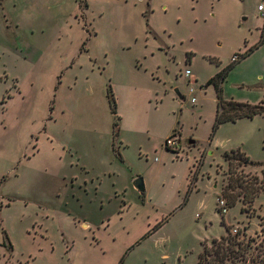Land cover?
Listing matches in <instances>:
<instances>
[{
  "label": "rangeland",
  "instance_id": "374dc122",
  "mask_svg": "<svg viewBox=\"0 0 264 264\" xmlns=\"http://www.w3.org/2000/svg\"><path fill=\"white\" fill-rule=\"evenodd\" d=\"M262 3L0 0V264H264Z\"/></svg>",
  "mask_w": 264,
  "mask_h": 264
},
{
  "label": "trees",
  "instance_id": "16d2710c",
  "mask_svg": "<svg viewBox=\"0 0 264 264\" xmlns=\"http://www.w3.org/2000/svg\"><path fill=\"white\" fill-rule=\"evenodd\" d=\"M241 58L242 57H237L236 60H234V64L237 63ZM229 70H225L217 74L207 83V86L213 85L218 93V109L216 121L217 127L223 122H235L242 118H253L254 116L264 112V108L260 106L238 104L233 101L226 102L223 100L221 85L225 81ZM111 98L114 99L113 95L111 96ZM166 147L169 151L177 153L174 150L170 149L168 146ZM223 158L229 164L232 163V158H235L237 160H244L246 163L248 162L249 164L251 163L249 158L240 149L233 150L231 152H226ZM250 249V245L243 246L239 237L237 235L232 236L230 234V231L227 229L226 236L222 237L220 240H214L210 247H205L204 252L200 256L199 264H238L239 262L247 260V257L250 258ZM255 249H257V247H255ZM253 260L254 259H252L251 262L248 263L258 264L257 260Z\"/></svg>",
  "mask_w": 264,
  "mask_h": 264
},
{
  "label": "built area",
  "instance_id": "2783aa9c",
  "mask_svg": "<svg viewBox=\"0 0 264 264\" xmlns=\"http://www.w3.org/2000/svg\"><path fill=\"white\" fill-rule=\"evenodd\" d=\"M258 11L261 15L262 18H264V3L260 4L258 6ZM237 57H235L233 60H236ZM186 74L189 75L190 74V71L187 70L186 71ZM193 101H195V99H193ZM166 146H168L170 149L174 150L175 152H177V148L179 146V142L176 138H169L166 142ZM220 202V205H221V210H222V213L223 214H226L227 213V209H226V203L225 201L223 200H219Z\"/></svg>",
  "mask_w": 264,
  "mask_h": 264
},
{
  "label": "water",
  "instance_id": "95a60500",
  "mask_svg": "<svg viewBox=\"0 0 264 264\" xmlns=\"http://www.w3.org/2000/svg\"><path fill=\"white\" fill-rule=\"evenodd\" d=\"M193 142V141H192ZM135 186L143 193L145 192V185H144V182H143V179H138L136 182H135Z\"/></svg>",
  "mask_w": 264,
  "mask_h": 264
},
{
  "label": "flooded vegetation",
  "instance_id": "af4514ba",
  "mask_svg": "<svg viewBox=\"0 0 264 264\" xmlns=\"http://www.w3.org/2000/svg\"><path fill=\"white\" fill-rule=\"evenodd\" d=\"M177 139V138H176Z\"/></svg>",
  "mask_w": 264,
  "mask_h": 264
}]
</instances>
